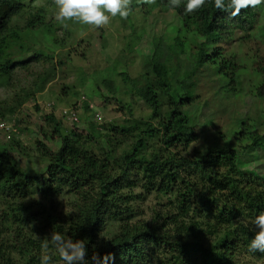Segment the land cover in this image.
I'll use <instances>...</instances> for the list:
<instances>
[{"label": "trees", "instance_id": "1", "mask_svg": "<svg viewBox=\"0 0 264 264\" xmlns=\"http://www.w3.org/2000/svg\"><path fill=\"white\" fill-rule=\"evenodd\" d=\"M185 2L182 0L176 8L168 0L145 4L161 13L171 12L178 22L172 43L165 45L161 63V72L169 82H161L160 92H156L153 83L138 86L129 83L133 93L149 108L151 120L157 121L161 112L162 119L156 128L139 130L132 123L125 128L111 126L108 132L112 134L125 137L135 134V140L131 138V143L116 155L109 141L94 142L90 135L75 132L62 135L56 122L45 116L44 120L53 124L60 143L51 151L42 142H35L36 153L45 161L43 173L35 175L18 167L12 155L13 150L20 148L17 144L0 145V198L19 201L6 204L3 215L10 216L13 224L35 223L43 229L38 238L24 233L18 247L4 245L0 240V264H13L10 247L25 254V264H40L41 244L52 232L83 240L90 264H94L91 262L94 253L101 260L105 254L113 253L115 259L108 264H167L168 260L160 258L161 252L169 256L172 264H240L238 258L242 253L256 259L264 257V253L248 251V244L256 233L243 226V221L247 219L250 225L264 210V189L251 186L261 179L264 188V178L242 170L244 163L233 146L209 147L201 155L196 156L194 152L193 157L181 156L176 151L197 139L196 128L185 111L192 96L193 82L189 79L196 70H210L221 90L239 85L240 75L246 74L251 95L264 97V65L253 63L251 70L246 69L238 64L236 53L221 48L236 37L244 40L250 35L259 8L242 10L232 18L227 11L216 9L213 0H207L204 7L191 14L185 13ZM50 4L53 5V0ZM139 5H144L142 0ZM21 10L20 0H0V41L10 19ZM43 26L41 17L33 16L27 24L30 40L26 42L34 41L31 31L35 28L42 29V35L47 32L49 37L50 26ZM188 51L197 52L199 60L180 74L178 56ZM4 53L0 43V88L8 84L12 67ZM18 61L20 65L26 62ZM152 139L162 145L164 152L172 151L164 155L146 154L147 141ZM248 140L241 154L256 149L264 154V131L250 135ZM90 144L96 146L97 153L87 148ZM138 183L142 193L133 194ZM152 189L169 190L173 198L163 213H153L148 221L133 220L141 213L136 211V203L144 200ZM65 191L79 200L75 213L64 218H55L49 210L40 211L32 203L23 202L29 194L52 199ZM35 211L42 214L38 221ZM107 223L114 224L116 233L99 241V232ZM252 227L258 231L256 226Z\"/></svg>", "mask_w": 264, "mask_h": 264}, {"label": "rangeland", "instance_id": "2", "mask_svg": "<svg viewBox=\"0 0 264 264\" xmlns=\"http://www.w3.org/2000/svg\"><path fill=\"white\" fill-rule=\"evenodd\" d=\"M139 1L132 0V12L126 20L117 16L105 28L94 29L72 21L67 27L62 26L54 19L55 6L50 0H20L22 10L10 19L0 41L4 55L12 62L10 80L0 88V125H3L0 145L10 142L20 147L13 150L12 155L22 171L32 175L43 173L45 161L36 153V141L51 151L59 146L56 130L52 123L44 120L45 116L56 122L62 135L75 132L90 135L94 142L109 141L116 155L131 143V138L135 140V134L126 137L112 134L108 132L111 126L125 128L132 123L139 130L156 128L162 119L161 112L157 121L151 120L149 108L133 93L129 83L134 82L135 86L153 83L156 92H160L161 82H169L161 72V63L165 45L172 43L178 22L171 12H158L145 4L139 5ZM35 15L40 16L43 25L50 26L51 31L48 37L47 32L43 31L42 35V29L35 28L31 31L34 41L29 43L26 42L30 35L27 24ZM26 43L29 44L24 46ZM221 48L236 53L238 64L246 69L251 70L253 63L264 65V5L259 7L249 36L244 40L236 37ZM18 59L26 62L20 65ZM198 60L195 51L179 55V73ZM239 78V85L221 90L210 70L200 68L193 73L189 79L193 82L192 96L185 111L196 128L197 139L176 151L181 156L193 157L194 152L196 156L201 155L209 147L233 146L244 163L242 170L253 171L254 175L264 178L263 152L256 149L241 154L242 147L249 144L250 135L264 131V97L251 95L248 75L241 74ZM235 132L246 135L235 136ZM243 137L239 142L238 138ZM87 148L97 153L94 144ZM145 151L164 155L172 150L164 152L162 145L152 139L147 141ZM260 182L263 181L260 179L251 186L264 189ZM141 193L138 183L133 194ZM172 198L169 190H149L145 199L136 203L135 209L141 213L133 220L148 221L153 213H163ZM77 200L73 193L65 191L52 199L29 194L23 202L32 203L40 211L49 210L55 218H64L75 213ZM18 202L9 197L0 198V240L7 246L18 247L24 233L38 238L43 231L35 223L13 224L10 216L3 215L7 205ZM35 215L37 221L42 216L41 212ZM243 226L257 232L247 219ZM115 233L114 224L107 223L98 239H108ZM11 248L12 263L25 264V254ZM49 252L54 263H64L54 249L49 248ZM160 258L172 264L167 254L161 252ZM238 260L240 264H264V257L256 259L245 253Z\"/></svg>", "mask_w": 264, "mask_h": 264}, {"label": "clouds", "instance_id": "3", "mask_svg": "<svg viewBox=\"0 0 264 264\" xmlns=\"http://www.w3.org/2000/svg\"><path fill=\"white\" fill-rule=\"evenodd\" d=\"M206 2L207 0H186L184 11L187 14L196 12L204 7ZM213 2L216 9L227 11L232 18L239 16L242 10L259 8L264 5V0H228L227 4L225 0H213ZM142 3L152 5L156 3V0H142ZM168 3L176 8L181 5L182 0H168ZM53 4L55 6L54 19L64 27L72 21L81 26L101 29L108 26L117 16L126 20L132 12V0H53ZM252 223L258 231L250 240L248 251L264 253V210L255 216ZM50 246L59 254L64 264H90V260L86 259L88 250L84 241L73 240L60 232H52L50 238L43 240L40 264H54L52 254L49 252ZM114 259L113 253L105 254L102 260L97 253H94L91 262L108 264Z\"/></svg>", "mask_w": 264, "mask_h": 264}]
</instances>
